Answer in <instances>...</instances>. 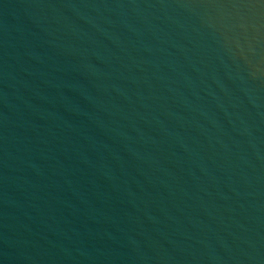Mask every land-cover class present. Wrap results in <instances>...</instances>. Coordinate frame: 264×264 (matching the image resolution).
Here are the masks:
<instances>
[{"label":"water","instance_id":"95a60500","mask_svg":"<svg viewBox=\"0 0 264 264\" xmlns=\"http://www.w3.org/2000/svg\"><path fill=\"white\" fill-rule=\"evenodd\" d=\"M0 264H264V0H0Z\"/></svg>","mask_w":264,"mask_h":264}]
</instances>
